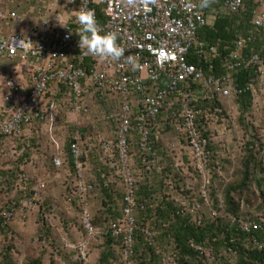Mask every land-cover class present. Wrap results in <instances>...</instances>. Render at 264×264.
Wrapping results in <instances>:
<instances>
[{"label":"built area","instance_id":"2783aa9c","mask_svg":"<svg viewBox=\"0 0 264 264\" xmlns=\"http://www.w3.org/2000/svg\"><path fill=\"white\" fill-rule=\"evenodd\" d=\"M205 1L214 5L218 0H85L92 9L101 34H114L123 56H131L134 66L123 59L101 60L79 47L80 25L76 17L84 0H0V58L17 60L30 67V88L14 75L6 80V103L10 104L0 122V137L16 138L24 128L44 119L43 100L53 86L64 87L69 105L76 114L88 115L95 102H115L118 119L114 134H75L70 144L73 164V192L68 201L80 211L83 237L68 245L80 264H89V247L101 233L94 224L90 193L94 185L88 170L94 164L109 166L104 187L119 182L123 198L120 216L111 219L107 228L122 240L121 264H134L139 231L145 242L155 249L161 264H177L176 254L162 249L152 229L153 212L158 204L139 192V183L153 175H164L161 157L155 148L161 127H170L186 137L194 170L202 178V189L191 203L184 196L171 197L176 214L186 216L189 223L200 226L199 213L211 207V175L207 169L212 122L222 111L214 101L239 98L245 89L238 76L245 69H254L256 76L247 85H264V58L251 49L264 33V0H255L247 35L237 31L234 48L220 52L221 41L210 45L199 38L203 29L214 25L218 16L239 15L245 0H224L220 14L213 16L204 10ZM61 24V25H60ZM191 58L197 63L191 62ZM222 70L216 74L218 59ZM204 101L211 103L201 107ZM136 141V154L141 168L132 164L131 141ZM57 168L61 158L53 161ZM137 174L140 176H137ZM21 176V181L26 180ZM188 195L187 197H190ZM148 213L141 228L139 217ZM217 216V211H212ZM13 207L5 208L0 221L9 225ZM245 233L264 230V216L259 220L240 221ZM196 251L206 253L204 246L191 244ZM229 253L233 251L230 249ZM207 254V253H206ZM211 260V257L208 258Z\"/></svg>","mask_w":264,"mask_h":264},{"label":"rangeland","instance_id":"374dc122","mask_svg":"<svg viewBox=\"0 0 264 264\" xmlns=\"http://www.w3.org/2000/svg\"><path fill=\"white\" fill-rule=\"evenodd\" d=\"M209 15L210 21H213L214 14ZM258 35L264 38V34ZM17 67L18 63L11 60L0 62V122L6 116L4 103L7 91L5 93L3 90L4 83L17 74ZM45 100V117L27 128L31 130L29 136L23 132L16 138L0 137V218L5 208L11 206L14 209L9 225H0V261L3 252L11 246L17 264H29L35 259H40L41 264H80L76 253L68 246L78 243L84 235L79 221L80 211L77 205L68 201L73 192V173L70 162L60 169L54 163L55 167L51 165L55 156L51 150L50 131L53 129V135L62 142L68 154L69 142L77 133L84 136L99 133L111 137L116 129L119 108L115 102H95L91 105L90 114H76L69 105L67 92L62 88L57 95L51 92L47 94ZM222 103V111L216 115L209 130L213 144L206 164L211 175V207L199 213L204 222L217 217L212 214V211H216L215 200L225 205L226 187L242 178L243 161L249 153L247 143H255L256 157L264 164V85L261 86L258 81L254 83L252 107L242 115L236 99ZM157 137L155 148L161 157L164 175L147 177L139 185L148 182L152 187L150 197L159 204L163 199L179 193L184 196L186 203H191L199 196L202 178L194 170L195 162L190 156L186 137L170 127H161ZM131 154L133 167L138 171L141 165L135 144L131 145ZM98 167L89 168V180L96 178ZM49 172L51 174L48 175ZM23 174L27 178L21 181ZM256 177L260 185L254 179L249 192L244 191L242 196H236L241 203V215L246 221L264 215V170L258 171ZM122 192L120 183L115 182L112 192L113 213L121 210ZM89 200L96 225L105 231L107 221L114 218V214L107 212L109 200L101 188L92 193ZM220 209L217 215H223V208ZM141 218L140 223L143 220ZM152 226L160 244V230L155 222ZM137 247L134 264L141 262V252L146 250L144 245ZM105 248L101 236L93 241L89 247V264H100ZM206 252L207 258L211 257V260L205 259L202 264L236 263L235 256L225 249L218 251V257H223L222 260L208 249ZM115 256L117 259L112 258L114 264H121L117 253Z\"/></svg>","mask_w":264,"mask_h":264},{"label":"trees","instance_id":"16d2710c","mask_svg":"<svg viewBox=\"0 0 264 264\" xmlns=\"http://www.w3.org/2000/svg\"><path fill=\"white\" fill-rule=\"evenodd\" d=\"M223 1L224 0H218V3L214 5L210 4L209 1H205L204 10L206 14H220ZM255 8V0H245V9L241 14L218 16L214 25L200 31L199 38L208 42L210 45L221 41L222 44L220 46V52L222 55L227 54L234 48L233 40L237 31H241L243 35H247L250 28L252 11ZM252 48L255 52L259 53L262 58H264V38L261 39L259 36L256 42L252 45L251 49ZM190 60L193 63H197V61L193 58ZM222 63V58L216 61V74L223 72ZM255 76L256 74L254 69H245L238 76V83L245 89V92L239 98H236L238 104L240 105L241 115L248 112L252 107L253 90H247L246 88L251 79ZM62 89L66 91L64 87H62ZM214 102H216L215 105L221 108L223 104L222 102ZM214 102L212 101L209 103L204 101L200 104V106L206 107L209 106V104L213 105ZM242 120L243 118H241V122ZM71 141L72 139L70 140L68 147L69 162L72 165L73 162L70 156ZM130 144H135L136 146V141L133 140ZM255 146L256 145L253 141L247 143L246 148L249 153L243 161L244 169L242 171V178L237 181L236 184H230L226 187L224 195L225 205L219 203L217 199L215 200L216 211L221 212L220 207H222L223 215L219 213L220 215H217V217L212 221H203L202 225L197 226L189 223L186 216L176 214L177 208L172 202L171 197L163 199L161 204L157 203L158 206L153 212V222H155L156 226L160 230L159 239H161V243L159 245L167 253L176 254L177 264H202L205 259L209 258H207V252L200 253L196 251L195 248L192 247V243L204 246L205 250L208 249L211 254L214 253V256L219 260L223 259V257H218V251L220 249H225L227 252L231 249L233 251L232 255L236 258L235 264H264V230L252 231L249 234L241 231L239 223L240 221H244V216L241 215V203L236 199L237 195L242 196L244 191H250L252 181L254 179H256V182L260 185L256 176L258 171L264 170V164L256 157V151L254 149ZM97 166L99 167L97 169L96 178H94V180H89L94 185V190L90 193V195L98 188H101L104 196L109 200V203L107 204V212L109 214H114L113 220H116L120 216V212L113 213L115 211L114 204L112 203L113 186L109 189L104 187V176L108 175L110 168L109 166L101 164H97ZM139 192L146 198H151L152 187L148 184V182L143 186L139 185ZM213 196H215V194H213ZM262 197L264 200V193H262ZM120 198L122 201L123 192L122 195H120ZM73 203L76 205V200ZM141 217L143 220L142 223H140L139 220V224L141 228H144L145 219L148 220L151 218L148 213H142ZM260 217L261 216L256 217L254 220H259ZM94 224L96 225L95 219ZM0 225H2V221H0ZM100 236L104 238V244L106 245V248L100 257V264H114L112 258L117 259L115 256L116 253L118 254V260L120 262L119 255L122 252V240L113 236L108 228L105 231H101L98 238H100ZM139 245H144L146 247L145 252H141V262L139 264H161L159 257L156 255L155 249L147 245L141 231H139L137 237L135 254L138 253L137 246ZM166 245H168L166 247L167 249L165 248ZM116 247L119 249L117 250ZM0 264H17L12 255L11 246L3 252ZM29 264H41V260L35 259ZM223 264L232 263L226 261Z\"/></svg>","mask_w":264,"mask_h":264},{"label":"clouds","instance_id":"9594fccd","mask_svg":"<svg viewBox=\"0 0 264 264\" xmlns=\"http://www.w3.org/2000/svg\"><path fill=\"white\" fill-rule=\"evenodd\" d=\"M77 13L76 20L80 27L76 33L80 38V49H85L87 53L99 57L101 60L107 58L123 59L125 63H131L134 66L131 56H123L122 49L117 45V37L114 34H101L95 13L86 6L85 0L84 6Z\"/></svg>","mask_w":264,"mask_h":264},{"label":"crops","instance_id":"0c3cea01","mask_svg":"<svg viewBox=\"0 0 264 264\" xmlns=\"http://www.w3.org/2000/svg\"><path fill=\"white\" fill-rule=\"evenodd\" d=\"M6 61H9V59H5V58H0V62L1 63H3V62H6ZM11 61H14V62H16V63H18V71H17V74L15 75L22 83H23V85H24V87H26V88H30V86H31V78H30V67L29 66H27V65H25V64H20L19 63V61H17V60H11ZM4 83V80H3V82H2V84ZM5 83H6V81H5ZM4 83V84H5ZM4 91H5V93H6V86L4 87V89H3ZM52 93L53 95H57L59 92H60V89L59 88H57L56 86H53L51 89H50V91H49V93ZM48 93V94H49ZM46 98V97H45ZM45 98H44V100H43V109H44V106H45V104H46V100H45ZM10 107V104H8V103H4V109H5V113H6V110H8V108ZM45 110V109H44ZM30 126H32V124L31 125H29V126H26L25 128H24V131L23 132H25V134L26 135H28L29 136V134H30V129H27L28 127H30ZM53 129H51V142H52V144H51V150H52V152H54V156H55V158H61L62 159V161L64 162V164H63V166L62 167H65V165H67L68 166V163H69V147H68V154L67 153H65V151H64V147H62L63 145H62V142L61 141H59L58 139H56L55 138V136L53 135V131H52ZM54 158V159H55ZM44 164V163H43ZM51 165L52 166H54L53 165V162L51 163ZM97 164H94V167L96 166ZM49 166V165H48ZM47 166V167H48ZM55 167V166H54ZM61 167V168H62ZM41 168L43 169V170H45L46 171V168L45 167H42L41 166ZM49 168V167H48ZM58 169H60V168H58ZM49 174H51L50 172L48 173V175Z\"/></svg>","mask_w":264,"mask_h":264}]
</instances>
